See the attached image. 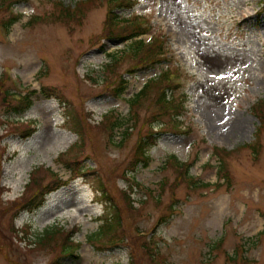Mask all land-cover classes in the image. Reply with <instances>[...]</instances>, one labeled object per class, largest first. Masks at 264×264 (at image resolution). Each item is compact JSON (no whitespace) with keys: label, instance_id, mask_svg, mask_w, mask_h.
Masks as SVG:
<instances>
[{"label":"rangeland","instance_id":"1","mask_svg":"<svg viewBox=\"0 0 264 264\" xmlns=\"http://www.w3.org/2000/svg\"><path fill=\"white\" fill-rule=\"evenodd\" d=\"M60 1L80 0H24L0 9V82L11 93L31 92L34 101L16 113L18 98H0V264H264V131L255 141L254 107L264 100V0H133L116 9L146 20L149 32L141 37L157 36L166 47V58L144 66L124 53L131 39L103 32L107 2L91 4L80 18H48ZM13 14L19 19L5 29ZM109 54L120 59L108 78ZM167 70L179 74L180 87L168 91L184 101L178 118L157 114L155 86L139 114L131 113L128 99ZM117 73L128 81L120 96ZM115 118L129 119L126 140L127 123L109 137ZM150 126L163 132L149 165L136 166L139 135ZM253 142L256 150L247 146ZM173 156L192 165L187 177ZM68 160L87 174L78 176ZM36 167L45 182L52 171L67 183L40 208L19 213L34 192L27 185ZM97 177L125 218L117 246L90 238L104 210ZM132 185L135 208L123 197ZM52 227L64 229L61 237L73 232L70 243L79 249L67 256L61 246H39L38 236Z\"/></svg>","mask_w":264,"mask_h":264},{"label":"trees","instance_id":"2","mask_svg":"<svg viewBox=\"0 0 264 264\" xmlns=\"http://www.w3.org/2000/svg\"><path fill=\"white\" fill-rule=\"evenodd\" d=\"M24 0H0V9H12L14 8V4L21 2ZM100 0H80L78 1L74 6L73 5H65L62 1L57 3V7L59 9V12H53L48 18H53L54 20H68L70 18H80V16L77 15H83L84 10L90 7L91 4H94ZM107 2L108 4V13L105 19L104 24V30L103 32L106 33L107 37L109 38H119L122 41H126L131 39V43L129 44L128 48L124 50V53L130 57L134 63H136L137 66H144L149 65L153 62H161L162 58H166L168 55L166 52V47H164V44L160 42L159 38L152 37L149 42H145L144 39L141 37L143 34H147L149 32V26H147L146 20H140V17H122L120 14L116 13L115 10L118 8H127L132 7L134 5L133 0H101V2ZM20 15L13 14L10 19H8L6 22H4L3 27L5 29H8L11 27L13 23H15L19 18ZM76 16V17H75ZM38 18V17H36ZM47 17H43V20H45ZM123 54V51L121 52ZM111 56V62L106 64V77L109 78V76H114L113 74L116 73V65L115 63L119 61L120 57L118 55L109 54ZM129 71H132L130 69ZM177 70H174L173 72L166 71L164 72L161 79H159L161 82H159L158 79H151L149 80L144 87L136 93L134 96L130 97L128 99V102L130 104L131 113L133 114H139V107L144 104V102L147 101L150 94V88L155 86L159 89V92L153 96V100H155V104L158 106L157 114L162 116H168V118L172 121H175L178 116L180 115L181 108L180 104L183 105V100L181 102L176 103L175 97H170L169 92L170 90L175 91L177 88L180 87V84L176 82V77L179 76V74L176 72ZM118 74V85L115 88V91L117 92V95L120 96L123 94V92L127 88L128 81L123 77V75ZM4 79V77H3ZM5 79L0 82V94L1 99L3 102L10 103V99L13 101L15 100V97L18 98L17 105H14V112L16 113H23L26 112L32 105L33 100H31L32 93H27L22 95V93H11L10 88H5L4 86ZM154 84V85H152ZM157 85V86H156ZM159 86V87H158ZM55 91L52 92L54 94ZM10 95L13 97H10ZM16 101V102H17ZM177 104V105H176ZM264 104V100L258 101L254 105L256 109V116L260 120L259 128L256 131L255 134V141L259 140L261 138V133L264 131V107H259V105ZM253 107V108H254ZM131 118V117H130ZM128 120H123L121 118H115L110 119V136L113 137V134L115 132V129L119 126H125L124 124L127 123V126L125 127V131L122 132L123 136L122 138L126 140V137L129 136V128L128 127ZM150 122V121H149ZM163 125V123H161ZM128 127V128H127ZM134 127V126H132ZM155 127V126H154ZM154 127H147L146 132H141L138 138V142L136 144V160L134 165L136 166L141 163L143 166H148L149 162L151 161L150 155H149V149L157 143V140L159 139L160 135L162 134V128L159 126H156L157 130ZM76 133H78L79 138L81 139V127L80 129L75 126ZM174 129H176L175 126H173ZM161 130V131H160ZM26 131V130H25ZM26 132L27 135H31L33 129L29 127ZM75 131V130H74ZM111 140V139H110ZM123 140V141H124ZM122 142V141H121ZM78 142L73 144L67 151L61 153L60 155L63 157L67 155L68 153L72 152L77 147ZM247 146L252 147V149L256 150L258 145L253 143L247 144ZM215 149L219 151H224L223 148L215 147ZM227 153V152H226ZM172 165L176 164L177 170H179L180 176L184 174V176L187 177L189 174V169L192 165H187L183 163H179L177 158L175 156L171 157ZM77 163L78 167L74 166L71 161H64L66 165H68L69 168L74 173H78V176H85L87 174V170L82 167V165H79V161H74V163ZM39 167H36L34 169V173L32 175V179L27 185V189L31 188V185L34 184V192L31 195H28L25 197V200L19 205L21 211H29L33 212L36 209L40 208L44 203L46 202V197L52 193L53 191L58 190L62 185L67 183V181L62 180L60 177L55 175L52 171H49L53 174L54 179L51 181L45 182V176L42 177H36L35 173L39 172ZM221 172H224V175H228L227 167L225 166V159H223V162L221 164ZM48 172V173H49ZM128 175V174H126ZM181 178V177H180ZM190 184H194V180L190 182ZM198 182L195 181V185H197ZM135 185H138L135 184ZM203 186L209 185L208 183L202 184ZM96 198L104 205L103 214L100 215L99 219L101 220V224L98 228V230L93 233L90 238L94 242H99L100 244H105L107 246H117L120 243L123 242L125 234V218L123 215L122 210L119 208L118 203L115 201L114 198H112L109 194V192L105 189V186L100 178L97 177V188L95 190ZM131 191H133V185L130 186V190L123 192V197L125 199V202L129 206L134 207V198H131ZM100 192V193H99ZM99 193V194H98ZM135 208V207H134ZM14 231L18 232L19 230L14 228ZM64 229L60 227H52L50 229H46L44 233L40 234L36 240V243L41 247H52L56 248V246H61L62 253L66 254L67 256L72 255V253L75 250L79 249V245H75L73 249V243H70V240L72 241L73 238V232L69 235L63 237L60 236V234H63ZM264 232V231H263ZM60 241L61 243L59 244ZM144 246V244H143ZM52 264H62L61 259H57V261H54Z\"/></svg>","mask_w":264,"mask_h":264}]
</instances>
